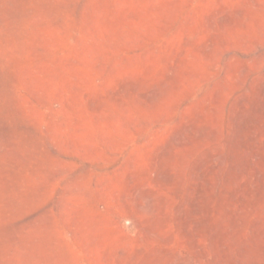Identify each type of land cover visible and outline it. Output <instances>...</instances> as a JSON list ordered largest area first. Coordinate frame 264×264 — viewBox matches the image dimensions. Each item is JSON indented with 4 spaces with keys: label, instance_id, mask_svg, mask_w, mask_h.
I'll return each instance as SVG.
<instances>
[{
    "label": "rangeland",
    "instance_id": "374dc122",
    "mask_svg": "<svg viewBox=\"0 0 264 264\" xmlns=\"http://www.w3.org/2000/svg\"><path fill=\"white\" fill-rule=\"evenodd\" d=\"M0 264H264V0H0Z\"/></svg>",
    "mask_w": 264,
    "mask_h": 264
}]
</instances>
